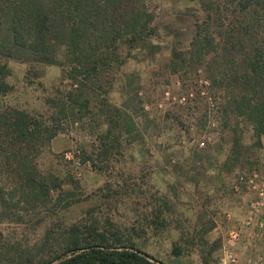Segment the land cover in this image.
<instances>
[{
	"label": "trees",
	"instance_id": "obj_1",
	"mask_svg": "<svg viewBox=\"0 0 264 264\" xmlns=\"http://www.w3.org/2000/svg\"><path fill=\"white\" fill-rule=\"evenodd\" d=\"M190 1L197 4L203 17L195 20L188 47L179 49L174 44L169 60L157 73L176 75L182 88L177 95L167 91L165 102L194 113L207 101L201 137L210 134L230 142L224 163L232 169L248 156L243 143L245 129L251 130L254 146L263 145L264 0ZM156 17L151 0H0V137L9 145L6 161H15L14 178L22 200L38 206L51 202L53 194L59 196L62 182L42 174L33 157L46 139H53L68 124L78 123L80 117L98 115L106 126L96 140L97 156H108L125 135L128 146L143 140L142 129L155 122L156 108L151 106L140 75L128 72L121 104L110 100L111 88L104 82L118 76L123 66L140 54L153 57L161 51L154 40L159 32ZM10 58L32 67H62L61 85L67 88L58 85L48 96L47 112L6 103L16 87L9 79ZM32 72L29 69L25 77L30 85L36 82ZM165 82L170 83L169 78ZM99 91L105 95L94 105L93 99L102 95ZM184 138L180 143L194 144L198 154L208 148L204 138ZM0 151L4 149L0 147ZM86 160L97 169L92 156ZM139 192L149 194L147 209L137 219L141 222L138 228L121 229L120 223L107 217L103 224H65L56 235L49 228L43 240L32 246H6L0 240V264H167L143 249V237L147 231L153 236L168 232L176 205L167 195L157 196L142 187ZM72 195V191L66 192L67 197ZM185 250L180 240L173 242V255L180 256Z\"/></svg>",
	"mask_w": 264,
	"mask_h": 264
},
{
	"label": "rangeland",
	"instance_id": "obj_2",
	"mask_svg": "<svg viewBox=\"0 0 264 264\" xmlns=\"http://www.w3.org/2000/svg\"><path fill=\"white\" fill-rule=\"evenodd\" d=\"M151 7L157 14L155 24L159 26L154 40L161 45V51L153 57L140 54L138 59L123 66L120 77H110L104 84L111 88L110 100L121 104L125 100L122 87L128 83V72H137L151 106L156 108L155 122L142 129V141L128 146L125 135L108 156H97L96 140L106 129L98 115L80 117L78 123L68 124L53 139H46L33 161L42 174L59 178L62 186L58 188L59 196L53 194L51 202L38 206L21 199L14 178L15 161H6L9 145L0 137V147L4 149L0 151L1 245L32 246L43 240L49 228L56 235L61 226L74 221L103 224L110 217L120 223L121 229L133 225L138 228L141 222L137 219L147 209L149 194L140 193L142 187L157 196L167 195L176 205L172 228L157 236L147 231L143 249L167 264H206L205 260L208 264H220L225 248L236 252V264H264V227H256L257 220L264 221V205L259 212H254L252 207L253 201L259 198L264 201V195H259L264 189V138L262 146H254L251 130L245 129L243 143L248 156L230 169L224 163L231 151L230 142H221L210 134L201 137L206 124L204 114L209 108L207 101L195 108L194 113L165 102L167 91L177 95L182 88L176 75L161 76L158 69L169 60L174 44L179 49L188 47L195 20L201 19L203 12L190 0H151ZM8 65L12 69L9 79L16 87L6 103L43 113L47 112L46 100L56 87L67 88L61 85L63 73L59 65L32 67L31 63L14 58L8 59ZM29 69L36 80L31 85L25 79ZM167 78L170 83L165 82ZM99 93L102 95L98 100L93 99L94 105L105 95ZM218 127L221 131L220 124ZM181 137L196 141L204 138L208 148L198 154L194 144L180 143ZM67 154L73 159L69 160ZM89 156L95 159L97 169L86 160ZM68 191L74 195L67 197ZM70 199L75 201L64 208ZM250 218L253 220L248 223ZM233 229L239 232L237 241L229 237ZM177 240L186 248L180 256L172 253L173 242Z\"/></svg>",
	"mask_w": 264,
	"mask_h": 264
},
{
	"label": "built area",
	"instance_id": "obj_3",
	"mask_svg": "<svg viewBox=\"0 0 264 264\" xmlns=\"http://www.w3.org/2000/svg\"><path fill=\"white\" fill-rule=\"evenodd\" d=\"M203 145V144H202ZM67 158L69 160L73 159V156H70V154H67ZM76 165H80V162H75ZM259 195L262 197L264 195V189L260 190ZM260 199V198H259ZM255 200L252 202L253 211H260V208L264 205V201L261 200ZM252 218L248 221V223L252 222ZM256 227L263 228L264 227V221L263 220H257ZM229 237L232 241H237L239 239V232L238 230H231L229 232ZM238 262V256L236 252L233 249L225 248L223 254L220 257L219 263L220 264H236Z\"/></svg>",
	"mask_w": 264,
	"mask_h": 264
}]
</instances>
